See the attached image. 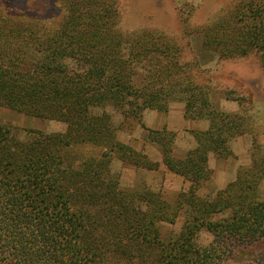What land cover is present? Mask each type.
Here are the masks:
<instances>
[{"label": "trees", "instance_id": "trees-1", "mask_svg": "<svg viewBox=\"0 0 264 264\" xmlns=\"http://www.w3.org/2000/svg\"><path fill=\"white\" fill-rule=\"evenodd\" d=\"M107 1L109 6H100L103 13L92 15L96 20L85 16L96 11L92 0L84 2L86 12L70 3L66 24L57 28L44 17L33 23L13 19L0 3V106L66 124L63 132H38L23 141L13 139L10 129L0 124V264H118L121 256L135 264H264L248 249L264 238V200L240 194L237 205L232 204L235 184L215 202L198 195L211 178L210 153L229 154L230 140L246 129L245 117L214 109L211 85L194 83L186 63L177 62L180 44L164 30L142 29L131 38L114 30L117 0ZM223 11L200 28L206 46L224 59L253 51L264 55V0H234ZM181 21L187 26V19ZM82 24L95 27L84 31ZM124 44L158 60L142 86L134 75L143 63L126 60ZM79 45L88 58L76 66L66 63L68 57L81 56ZM97 45L103 54L110 51L104 63L89 59ZM32 49L39 62L25 70ZM178 71H183V79H178ZM167 82L184 91L187 119L210 121L208 130L193 132L196 147L184 158L173 153L176 132L142 124L146 109H169L163 100L170 91L161 84ZM107 105L142 124L150 141L162 146L169 170L191 182L189 190L180 193L177 208L161 193L121 190L119 179L112 180L114 153L139 167L156 166L120 141ZM99 109L104 111L97 113ZM83 144L102 151L73 154L75 146ZM185 204L193 207V221L181 234L162 241L158 224L174 223ZM226 211L231 214L216 219ZM203 229L214 237L207 246L198 241ZM238 248L241 257H236ZM155 250L150 260L147 256Z\"/></svg>", "mask_w": 264, "mask_h": 264}, {"label": "rangeland", "instance_id": "rangeland-1", "mask_svg": "<svg viewBox=\"0 0 264 264\" xmlns=\"http://www.w3.org/2000/svg\"><path fill=\"white\" fill-rule=\"evenodd\" d=\"M86 1L0 0V3L6 6V9H9V15L13 19L17 18L19 21H25V23H33L37 18L44 17L49 20L50 27L55 26L57 28L62 24H66L68 10L70 11L72 8L70 3H76L75 6L79 7V11L82 12L83 9L86 12V6H83ZM233 1L117 0L115 8L116 13L119 11V17L114 30L122 31L129 38L142 29L164 30L180 44L181 51L177 62L186 63V71L191 77H194V83L211 85L210 99L214 109L220 113L238 114L245 117L244 125H246V129H244V133L230 140L229 154L221 156L217 153H210V155H216L219 161L216 162L217 167L215 169L209 167L212 171L211 178L203 183L198 192L199 197L202 199L215 202L218 197L223 198L219 196L220 192L235 184L233 190L235 199L231 203L237 205L236 197L240 194L247 195L248 200L251 201L264 200V55L261 52L253 51L246 57L224 59L217 51L206 46L205 32L200 30L201 27H205L208 20L222 16L225 12L223 10L228 9ZM92 2L96 11L92 14L89 13V15L85 14V16L93 19L98 14L103 13L100 6L105 4L109 6L107 0H92ZM80 6H83V8ZM181 18L187 19V26L183 25ZM93 25L91 27L82 24L81 30L91 31L95 27ZM81 45L86 46L84 43ZM81 45L77 48L81 56L76 60L68 57L66 63L76 66V63L82 62L81 59L88 58V52ZM100 47L97 45L94 49V57L89 58L95 63H104L110 53L107 50L103 54ZM121 47L126 60L133 59V63H143L137 68L134 75L135 83L142 86L147 82L150 68L158 62L157 58L145 52L138 53V51L134 52L135 50L132 52L130 44H124ZM132 53L134 55H131L130 58ZM37 62H39L38 52L32 49L25 59L24 69L28 70ZM71 69L77 70L75 67ZM182 73L183 71L177 72L178 79L184 76ZM160 78H163V75H160ZM161 84L164 85L167 91H170L169 95L165 96L163 100L169 105V109L178 106L185 108L187 97L183 90L180 91V86H175L171 82ZM105 110L112 116L113 122L118 128L120 141L146 154L144 152L145 146L152 141H150L148 132L143 130L141 124L133 118L124 116L120 109L110 105H107ZM103 111V109L96 110L97 113ZM191 120H204L208 123L206 130L210 128L208 119ZM0 124L6 125L11 131L10 136L19 141L33 139L38 132L54 133L63 132L66 129V124L63 122L33 117L1 106ZM206 130H186L189 135L191 134L194 137V147H196V138L193 132ZM138 147L143 148L139 150ZM178 147L177 154L173 151L174 156L182 158L180 155L184 154L183 144L178 145ZM77 151L79 153L99 154L102 148L83 144L75 146V153L73 154L79 156ZM146 155L150 161L155 163V169L130 164L123 161L117 153H114L109 168L112 180L119 179L121 190H135L139 193H146L147 191L161 193L163 198L177 208L181 203L176 202L180 193L188 191L191 182L181 175L172 173L165 163H160L158 150L152 149L151 157L148 154ZM192 209L191 205L185 204L183 209L179 211L174 223L166 221L158 224L162 241L170 240L183 232L186 225L193 221L194 213ZM230 214V211H226L217 215L216 219ZM213 238L212 233L203 229L199 234L198 241L201 245L207 246ZM248 249L257 261L264 259V238L253 243V246ZM240 250L239 248L236 249V257H241ZM155 255H157V250L148 254L147 257L153 260ZM117 259L120 260L118 264H135L132 259L126 256L117 257Z\"/></svg>", "mask_w": 264, "mask_h": 264}, {"label": "crops", "instance_id": "crops-1", "mask_svg": "<svg viewBox=\"0 0 264 264\" xmlns=\"http://www.w3.org/2000/svg\"><path fill=\"white\" fill-rule=\"evenodd\" d=\"M142 124L145 125L148 129L162 130L164 128H167L170 131L176 132L177 136L176 142L174 144V153L176 152L177 154V150L179 148L178 145L183 144L184 154L180 155L182 158L186 156L187 152L190 149L195 148L194 137H192L191 134L189 135V132H187L186 130H206L208 126V123L204 120L187 119L185 117V110L183 106L173 107L168 109L167 111L146 109L143 113ZM143 130L148 132L145 128H143ZM185 133L187 134V136ZM145 147L146 149H144V152L150 157L152 149L158 150V159L160 163H164V152L161 145L155 142H148ZM138 148L140 150L143 147ZM218 161L219 160H217V156L211 154L209 156V167L215 169L217 167L216 162Z\"/></svg>", "mask_w": 264, "mask_h": 264}]
</instances>
